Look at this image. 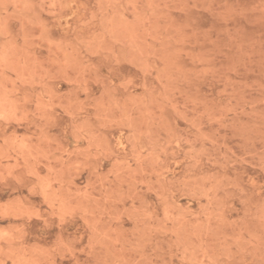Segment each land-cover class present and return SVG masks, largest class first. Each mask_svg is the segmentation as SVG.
<instances>
[{
    "label": "rangeland",
    "instance_id": "obj_1",
    "mask_svg": "<svg viewBox=\"0 0 264 264\" xmlns=\"http://www.w3.org/2000/svg\"><path fill=\"white\" fill-rule=\"evenodd\" d=\"M0 264H264V0H0Z\"/></svg>",
    "mask_w": 264,
    "mask_h": 264
}]
</instances>
